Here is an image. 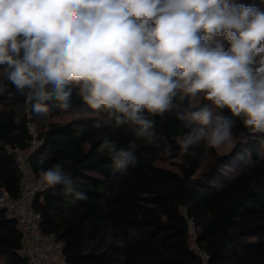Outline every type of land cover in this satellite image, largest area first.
Wrapping results in <instances>:
<instances>
[{"label": "trees", "instance_id": "1", "mask_svg": "<svg viewBox=\"0 0 264 264\" xmlns=\"http://www.w3.org/2000/svg\"><path fill=\"white\" fill-rule=\"evenodd\" d=\"M241 4L264 9V0ZM0 69V188L18 197L22 174L16 156L30 149L32 124L41 143L28 159L33 173L40 176L41 167L64 164L87 195L72 202L74 197L57 185L33 200L41 231L59 238L66 264H202L190 245L191 220L209 264H264V133L246 126L244 117L219 110L235 121L236 143L229 153L220 154L204 141L185 153L180 141L198 125L178 120L175 112L148 114L157 136L151 141L136 136L131 125L94 127L109 114L92 109L76 90L67 109L50 103L46 114H27L30 91L20 94ZM189 103L183 101L185 107ZM207 103L204 98L200 107ZM105 135L136 153L137 164L126 174L114 175L110 154L98 150ZM42 155L45 163L38 165ZM23 248L22 229L0 210V264H28Z\"/></svg>", "mask_w": 264, "mask_h": 264}, {"label": "clouds", "instance_id": "2", "mask_svg": "<svg viewBox=\"0 0 264 264\" xmlns=\"http://www.w3.org/2000/svg\"><path fill=\"white\" fill-rule=\"evenodd\" d=\"M0 66L20 94L30 91L37 115L50 103L69 108L76 90L92 109L109 114L94 127L131 125L151 141L157 136L148 114L175 112L178 120L198 125L180 141L185 153L201 141L209 148L231 141L235 121L216 110L228 109L264 133V9L256 4L0 0ZM201 93L211 105L184 106ZM98 150L110 154L114 175L137 164L136 153L109 135ZM39 175L46 187L62 185L72 202L87 199L64 164L41 167Z\"/></svg>", "mask_w": 264, "mask_h": 264}, {"label": "built area", "instance_id": "3", "mask_svg": "<svg viewBox=\"0 0 264 264\" xmlns=\"http://www.w3.org/2000/svg\"><path fill=\"white\" fill-rule=\"evenodd\" d=\"M27 108V114L30 113ZM34 140L26 152H18L16 156L17 167L22 174L20 191L17 198H10L0 188V210L6 211L10 218L17 221L24 233V248L21 251L23 259L28 264H66L62 256V245L54 234H46L40 228V216L33 209V200L37 194L44 193L49 186H45L42 178L36 176L28 165L29 157L38 149L40 141L36 135V129L32 124L28 125ZM189 239L193 251L199 256L202 264H209L208 254L199 248L197 238V226L191 220L189 222Z\"/></svg>", "mask_w": 264, "mask_h": 264}, {"label": "rangeland", "instance_id": "4", "mask_svg": "<svg viewBox=\"0 0 264 264\" xmlns=\"http://www.w3.org/2000/svg\"><path fill=\"white\" fill-rule=\"evenodd\" d=\"M236 3L238 4H241V0H235ZM3 71L0 69V74H2ZM204 94H199L198 97L196 98H189L190 100V103L192 104V107L197 110L202 102L204 101ZM207 105H211V102L208 101ZM219 112V110H216ZM87 114L86 113H83V114H75V115H72V116H67L66 118H64L62 121L66 122V121H69V120H72L74 118H78L80 116H86ZM195 123V122H194ZM236 143V140L231 137V141L230 142H226L225 144H223L222 146H220L219 148H215V150L220 153V154H226V153H229L231 151V149L233 148V146L235 145ZM164 167L168 166L170 167V165L168 163H164L163 164Z\"/></svg>", "mask_w": 264, "mask_h": 264}]
</instances>
